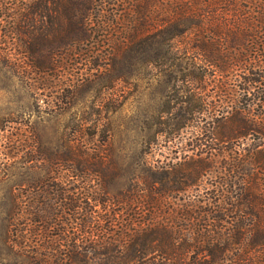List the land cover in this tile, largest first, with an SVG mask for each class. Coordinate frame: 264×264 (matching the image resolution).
I'll list each match as a JSON object with an SVG mask.
<instances>
[{"label": "trees", "instance_id": "obj_1", "mask_svg": "<svg viewBox=\"0 0 264 264\" xmlns=\"http://www.w3.org/2000/svg\"><path fill=\"white\" fill-rule=\"evenodd\" d=\"M8 5L7 64L59 89L157 69L184 83L185 120L202 126L180 168L113 196L31 186L24 207L11 191L0 264L11 254L14 264H264V0H0Z\"/></svg>", "mask_w": 264, "mask_h": 264}, {"label": "rangeland", "instance_id": "obj_2", "mask_svg": "<svg viewBox=\"0 0 264 264\" xmlns=\"http://www.w3.org/2000/svg\"><path fill=\"white\" fill-rule=\"evenodd\" d=\"M11 6L0 9L11 12ZM213 80L208 79L209 95H215ZM62 81L59 89L53 76L23 73L0 58V228L13 190L27 202L24 207L31 204L26 197L31 186L43 194L64 187L85 197L113 196L132 183L141 185V176L180 168L197 152L199 123L185 120L180 79L155 69L122 79L92 76L80 83L71 77L78 84L69 89L70 81ZM171 185L180 187L181 177ZM25 216L22 212L19 219ZM23 228L29 235L32 227ZM20 239L24 245L31 241ZM8 260L14 264L22 258L11 254Z\"/></svg>", "mask_w": 264, "mask_h": 264}]
</instances>
